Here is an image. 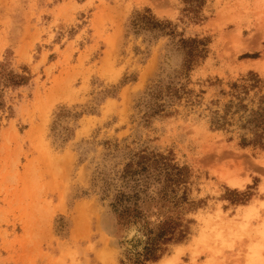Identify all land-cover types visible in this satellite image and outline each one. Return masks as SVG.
<instances>
[{
	"label": "rangeland",
	"instance_id": "374dc122",
	"mask_svg": "<svg viewBox=\"0 0 264 264\" xmlns=\"http://www.w3.org/2000/svg\"><path fill=\"white\" fill-rule=\"evenodd\" d=\"M0 264H264V0H0Z\"/></svg>",
	"mask_w": 264,
	"mask_h": 264
},
{
	"label": "trees",
	"instance_id": "16d2710c",
	"mask_svg": "<svg viewBox=\"0 0 264 264\" xmlns=\"http://www.w3.org/2000/svg\"><path fill=\"white\" fill-rule=\"evenodd\" d=\"M194 5L199 0H187ZM146 159L140 162L141 172H148L153 168L154 170H158V167H147L146 166ZM176 171L175 176L178 178H174L172 174L169 172L166 177L167 181L172 184L174 181L178 183L180 181V176L182 170L178 169ZM138 173V172H137ZM136 186L138 190L135 192L133 196H129L124 192H120L117 194V202H115V211L118 213L120 221L123 225H137L140 224L142 220L146 223L143 224V230L145 231L146 242L144 251L140 252L142 256H144V260H157L159 258V254L157 253L158 250L162 246V244H167L176 238V228L180 225V220L175 216H167L164 221H160L159 224L156 226L149 227V223L146 221L147 216L143 213V211L138 206V200L140 198V193L144 190H141L143 184L141 182H137ZM166 198L168 197L167 194ZM142 227V225H141ZM140 227V229H141ZM178 240H182V236L177 238ZM176 239V240H177Z\"/></svg>",
	"mask_w": 264,
	"mask_h": 264
}]
</instances>
